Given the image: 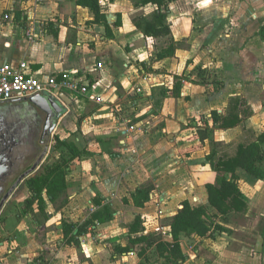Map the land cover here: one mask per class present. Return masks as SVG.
I'll return each instance as SVG.
<instances>
[{"label": "crops", "instance_id": "crops-1", "mask_svg": "<svg viewBox=\"0 0 264 264\" xmlns=\"http://www.w3.org/2000/svg\"><path fill=\"white\" fill-rule=\"evenodd\" d=\"M100 1L112 33L91 23L93 12L77 0H0V65L25 61L45 77L74 71L90 91H64L71 103L56 132L73 121L63 138L83 152L67 174L66 206L53 205L47 216L51 224L69 205L64 222L83 233L73 239L55 227L40 233L33 213L4 210L0 230L7 240H0V264H140L135 251H117L128 243V224L140 214L145 234L162 233L172 241V218L184 200L205 206L214 223L232 234H181L187 259L178 264H264L262 230L254 244L234 237L231 219L210 205L206 188L217 177L207 155L234 156L240 144L264 133V39L258 34L264 0H171V34L160 37L145 35L134 23L156 5ZM160 41L163 47L156 46ZM171 44L174 54L161 57ZM176 77L182 85L175 95ZM160 88L165 97L156 107ZM213 111L235 112L241 121L221 128ZM200 128L209 131L204 142ZM236 173L243 194L252 189L259 205L245 198L247 210L230 214L263 218L264 180L241 167ZM148 184L155 186L151 200L135 206L132 192ZM106 206L112 217L94 219ZM245 230L236 227L235 233Z\"/></svg>", "mask_w": 264, "mask_h": 264}, {"label": "trees", "instance_id": "trees-1", "mask_svg": "<svg viewBox=\"0 0 264 264\" xmlns=\"http://www.w3.org/2000/svg\"><path fill=\"white\" fill-rule=\"evenodd\" d=\"M171 0H141L140 5L154 4L157 6L156 11L152 14L138 15L134 18V23L139 30L145 35L160 37L171 34L170 23L168 21L169 2ZM77 3L82 6L90 8L94 14V18L90 20L91 23L105 26L108 33L111 32V27L107 21L106 14L102 11L100 0H77ZM121 24L119 18L117 25ZM259 36L264 39V25L259 31ZM174 44L168 49L166 53H161V57L174 54ZM174 92L175 95L181 89V78L176 77ZM93 83V79H90ZM159 89L155 88V91ZM163 90V91H162ZM162 97L155 101V106L159 107L160 102L165 97V90L160 88ZM156 92L153 95H155ZM158 95V94H157ZM240 101L239 98L233 99ZM213 119L218 122L221 128H229L236 126L241 119L235 112L229 114H221L218 111H213ZM70 127L65 125L60 127L54 136V144L52 146L53 152L56 154V159L50 164H45L43 171L35 174L28 179L27 183L32 191V196L29 198V204L38 203L41 212L45 213L44 208V192L49 196L51 203L54 204L56 210L62 209L68 202V184L67 174L73 161L82 155V150L78 146L63 138L60 135L62 130L69 131ZM199 137L202 142L209 136L208 128H200L198 130ZM264 133L260 135L258 140L247 144H240L237 153L230 157H216V152L207 155L208 160L211 161L214 171L217 173L215 182L207 183L206 188L209 195V203L217 212L223 216H228L232 212H241L247 210V202L244 194L240 188V177L236 170L241 167L253 174L259 179H264ZM62 149L65 152L61 151ZM229 174V176L227 175ZM155 186L148 184L142 187H137L132 192L131 196L135 206L143 207L151 200V194L154 192ZM112 212L109 206H106L102 211H98L94 215V219L103 221L112 217ZM217 216V214H215ZM209 213L205 206L194 205L189 200L182 202V207L176 212L172 218V233L173 240L168 241L164 238L162 233L145 234V218L137 214L134 219L128 224V243L124 247H119L118 252L127 254L135 251L139 257L146 258L150 249L156 247L161 258L169 260L172 263L178 264L187 259L186 253L181 246L180 235L197 234L205 236L209 232L229 231L221 224H215L213 220H208ZM264 219V217H263ZM76 223L65 222L63 231L66 238L73 239L75 235L83 233L84 229L78 227ZM264 236V226L262 229Z\"/></svg>", "mask_w": 264, "mask_h": 264}, {"label": "flooded vegetation", "instance_id": "flooded-vegetation-1", "mask_svg": "<svg viewBox=\"0 0 264 264\" xmlns=\"http://www.w3.org/2000/svg\"><path fill=\"white\" fill-rule=\"evenodd\" d=\"M57 110L58 107H55L49 116L28 97L0 101V205L13 189L0 209V215L8 201L35 175L46 157L37 169L19 181L22 175L33 167L46 149L49 152L52 148L49 141L56 130L51 132L50 129L56 121Z\"/></svg>", "mask_w": 264, "mask_h": 264}, {"label": "rangeland", "instance_id": "rangeland-1", "mask_svg": "<svg viewBox=\"0 0 264 264\" xmlns=\"http://www.w3.org/2000/svg\"><path fill=\"white\" fill-rule=\"evenodd\" d=\"M163 45H165V43H163L162 41L156 42V46H160V47L162 46L163 47ZM66 121H67L66 125H68L69 127L73 126V123H74L73 121L70 123L71 125L69 124L68 120H66ZM156 127L159 129L160 125H158ZM55 134H56V132H55ZM65 134H66L65 130H62L60 132V135L62 137H64ZM53 144H54V137L51 138V140L49 141V147L51 148L53 146ZM61 151L65 152L64 149H62ZM54 159H56V154L53 152V150L51 148V149H49L48 155L46 156L44 162L41 164L40 168L37 170V172L35 174L42 172L45 164L52 163L54 161ZM262 180H264V179H262ZM263 186H262V188H263ZM43 194H44L45 213L41 212V210L38 207L37 202L29 204L28 200L32 196V191L30 190L28 183L24 186V188L22 187L13 198H11L8 201V204L4 209L5 213L6 214L23 213L24 215H27L29 213H33L34 218L36 219V221L39 224L38 225L39 229H41V231H42L40 233H43V232L47 231L48 229H52L54 227H55V230L63 229V226L65 224L64 215L67 214L68 208L71 210V207L68 205L66 207V210L63 209V211L61 213H59V215L57 214V217H58V218H56L57 220H53L51 222V224H47L48 213H51L54 211V209H53L54 204L51 203L49 196L45 192ZM244 196H245L246 200L248 202H250L251 204H253L255 206L259 205V204H256L258 198H257L256 193L252 189H247L244 192ZM228 216H229L228 218L231 219L232 224L235 227L234 229H230L232 232H234L233 233L234 237L240 238V241H243L247 244H254L255 240H257V239H255V234L258 231H261L263 229L264 219L262 217L259 218L255 213H252L250 216H247L244 214L243 215L237 214V213L229 214ZM207 219L209 221L212 220L210 214H209V217H207ZM154 220H159V218L155 217ZM56 221H63L64 223L62 226L61 225L59 226V225L55 224ZM236 227H243L246 229L245 230L246 232H244V234L239 233V232L235 233ZM216 232H218V231H216ZM223 232L228 233L229 235L232 234L231 232L224 231V230L221 231L220 234ZM2 233H3L2 230H0V240H4V239L7 240L6 236H4ZM166 237H167V235H164V238H166ZM40 257H42V255ZM143 261H147V262H149V261H160V264H175L169 260H165V259L161 258L158 254L156 247H153L152 249L149 250L146 258H142V262L140 264H147V263H144Z\"/></svg>", "mask_w": 264, "mask_h": 264}, {"label": "built area", "instance_id": "built-area-1", "mask_svg": "<svg viewBox=\"0 0 264 264\" xmlns=\"http://www.w3.org/2000/svg\"><path fill=\"white\" fill-rule=\"evenodd\" d=\"M30 39L34 36L29 33ZM102 67V63L98 64ZM81 90L89 94L88 85L82 84L74 71L45 77L32 70L25 61L17 65L5 63L0 65V101H10L29 97L34 94L54 95L59 97L65 90Z\"/></svg>", "mask_w": 264, "mask_h": 264}, {"label": "water", "instance_id": "water-1", "mask_svg": "<svg viewBox=\"0 0 264 264\" xmlns=\"http://www.w3.org/2000/svg\"><path fill=\"white\" fill-rule=\"evenodd\" d=\"M36 106H38L41 110H43L45 113L51 115V113L55 110V107H58L57 110V116L56 121L53 122L50 131L57 129V126L59 124L60 118L64 115V113L67 111V105L71 103V99L67 94L64 92H61L59 94V97H56L54 95H45V94H34L28 97ZM48 155V149H46L39 157V159L36 161V163L33 165V167L22 177L19 179L21 181L22 178L30 174L32 171L37 169V167L40 165V163L44 160V158ZM18 181V182H19ZM13 189L9 191V193L6 194L4 199L1 202L0 209L3 207L6 200L9 198L10 194L12 193Z\"/></svg>", "mask_w": 264, "mask_h": 264}]
</instances>
